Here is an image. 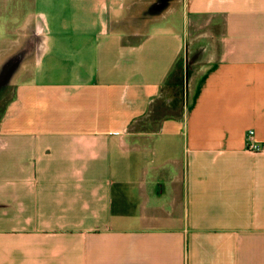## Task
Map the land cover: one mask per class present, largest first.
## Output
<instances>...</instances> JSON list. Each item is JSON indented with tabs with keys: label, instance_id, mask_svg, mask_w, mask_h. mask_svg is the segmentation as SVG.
I'll list each match as a JSON object with an SVG mask.
<instances>
[{
	"label": "crops",
	"instance_id": "crops-1",
	"mask_svg": "<svg viewBox=\"0 0 264 264\" xmlns=\"http://www.w3.org/2000/svg\"><path fill=\"white\" fill-rule=\"evenodd\" d=\"M34 41L0 264H264V0H0V62Z\"/></svg>",
	"mask_w": 264,
	"mask_h": 264
},
{
	"label": "rangeland",
	"instance_id": "rangeland-1",
	"mask_svg": "<svg viewBox=\"0 0 264 264\" xmlns=\"http://www.w3.org/2000/svg\"><path fill=\"white\" fill-rule=\"evenodd\" d=\"M31 6V5H30ZM29 6V3H28V1H27V4H26V7L28 8V7H30ZM39 46H37L36 44H35V41H34V43H33V49H32V52H30V53H26L25 55H24V57L20 60V63H19V66L17 67V69L15 70V73H14V75H11L12 77H7L6 78V81H4V79H0V116H1V114H2V110H3V108H4V105H5V103L10 99V96H11V94H12V92H13V87H14V83H15V81H16V79H17V77L20 75V73L22 74V72H23V66H22V62L25 60V58H29L30 56L31 57H35V56H39L40 54H41V47H39V50L37 49ZM4 49H7V48H4ZM37 49V50H36ZM3 54H5V53H3ZM9 53H6L5 54V56L4 57H9V56H11V55H14V54H10V55H8ZM4 60V58H2V60H1V62H0V69H1V67L6 63V61H3ZM38 60H39V58H38ZM37 61H33V63H36ZM40 68H38L37 70H39ZM12 74V73H11ZM2 76H4V74L2 75Z\"/></svg>",
	"mask_w": 264,
	"mask_h": 264
},
{
	"label": "water",
	"instance_id": "water-1",
	"mask_svg": "<svg viewBox=\"0 0 264 264\" xmlns=\"http://www.w3.org/2000/svg\"><path fill=\"white\" fill-rule=\"evenodd\" d=\"M20 60H21L20 54H17L16 57L7 60L6 63L0 69V79H4V81H6L7 77H12L11 75H14L15 70L19 66ZM3 74L4 76H2Z\"/></svg>",
	"mask_w": 264,
	"mask_h": 264
},
{
	"label": "built area",
	"instance_id": "built-area-1",
	"mask_svg": "<svg viewBox=\"0 0 264 264\" xmlns=\"http://www.w3.org/2000/svg\"><path fill=\"white\" fill-rule=\"evenodd\" d=\"M248 149L254 151H261L264 149L262 146L257 145L253 142V133L250 131L247 135Z\"/></svg>",
	"mask_w": 264,
	"mask_h": 264
},
{
	"label": "trees",
	"instance_id": "trees-1",
	"mask_svg": "<svg viewBox=\"0 0 264 264\" xmlns=\"http://www.w3.org/2000/svg\"><path fill=\"white\" fill-rule=\"evenodd\" d=\"M3 111V110H2Z\"/></svg>",
	"mask_w": 264,
	"mask_h": 264
}]
</instances>
